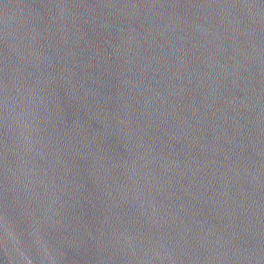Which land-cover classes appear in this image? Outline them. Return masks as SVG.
Here are the masks:
<instances>
[{
    "label": "water",
    "instance_id": "water-1",
    "mask_svg": "<svg viewBox=\"0 0 264 264\" xmlns=\"http://www.w3.org/2000/svg\"><path fill=\"white\" fill-rule=\"evenodd\" d=\"M0 139L21 264H264V0H0Z\"/></svg>",
    "mask_w": 264,
    "mask_h": 264
}]
</instances>
